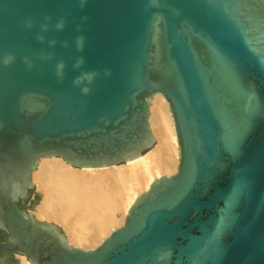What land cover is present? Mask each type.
Masks as SVG:
<instances>
[{
  "label": "water",
  "instance_id": "water-1",
  "mask_svg": "<svg viewBox=\"0 0 264 264\" xmlns=\"http://www.w3.org/2000/svg\"><path fill=\"white\" fill-rule=\"evenodd\" d=\"M155 95L176 172L119 228L84 250L25 210L41 159L152 148ZM0 231L12 264H264V0H0Z\"/></svg>",
  "mask_w": 264,
  "mask_h": 264
},
{
  "label": "bare ground",
  "instance_id": "bare-ground-1",
  "mask_svg": "<svg viewBox=\"0 0 264 264\" xmlns=\"http://www.w3.org/2000/svg\"><path fill=\"white\" fill-rule=\"evenodd\" d=\"M149 126L156 143L130 162L74 168L60 158L41 159L32 174V183L42 191L35 218L62 226L73 247H97L123 224L130 206L153 180L176 172L179 149L168 105L159 95L151 101ZM17 257L18 264H31Z\"/></svg>",
  "mask_w": 264,
  "mask_h": 264
},
{
  "label": "flooded vegetation",
  "instance_id": "flooded-vegetation-1",
  "mask_svg": "<svg viewBox=\"0 0 264 264\" xmlns=\"http://www.w3.org/2000/svg\"><path fill=\"white\" fill-rule=\"evenodd\" d=\"M6 235L0 231V241H5ZM14 260L13 255H2L0 253V264H10Z\"/></svg>",
  "mask_w": 264,
  "mask_h": 264
},
{
  "label": "rangeland",
  "instance_id": "rangeland-1",
  "mask_svg": "<svg viewBox=\"0 0 264 264\" xmlns=\"http://www.w3.org/2000/svg\"><path fill=\"white\" fill-rule=\"evenodd\" d=\"M36 186H35V188H34V190H33V192H32V194H31V196H30V198H29V200H28V202L26 203V206H28L29 205V203H30V201H31V199H32V197H33V195H34V193H35V191H36ZM36 206V205H35ZM25 210L27 211V212H31L32 213V215H34V212H35V209L34 210H32V209H27V208H25ZM117 217L119 218L120 217V214L119 213H117ZM57 225V224H56ZM57 226H60V225H57ZM62 229H63V231H64V233H65V235H67L66 234V231L64 230V228L62 227V226H60ZM67 237V236H66ZM85 250V249H84ZM87 250H91V249H87ZM15 258H18V257H15ZM19 259V258H18Z\"/></svg>",
  "mask_w": 264,
  "mask_h": 264
},
{
  "label": "trees",
  "instance_id": "trees-1",
  "mask_svg": "<svg viewBox=\"0 0 264 264\" xmlns=\"http://www.w3.org/2000/svg\"><path fill=\"white\" fill-rule=\"evenodd\" d=\"M31 193H32V191L29 192V195H30ZM26 201H27V200H25L24 203L19 202L18 205H19L21 208H23V206H24V204H25ZM23 209H24V208H23ZM12 263H13V261H12L10 264H12Z\"/></svg>",
  "mask_w": 264,
  "mask_h": 264
}]
</instances>
